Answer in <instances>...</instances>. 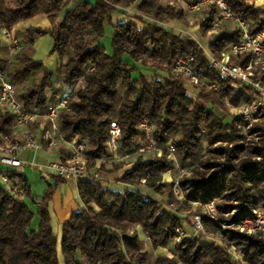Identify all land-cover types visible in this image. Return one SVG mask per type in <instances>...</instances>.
Returning <instances> with one entry per match:
<instances>
[{
	"label": "trees",
	"instance_id": "trees-1",
	"mask_svg": "<svg viewBox=\"0 0 264 264\" xmlns=\"http://www.w3.org/2000/svg\"><path fill=\"white\" fill-rule=\"evenodd\" d=\"M255 1L227 0L241 19L252 22V32L264 29V10L255 9ZM129 7L136 10L132 18L113 22L115 14ZM202 10L200 29L206 36L217 8ZM62 13L52 30L28 32L27 45L21 41L14 60L6 56L7 49L0 41V70L13 82L27 108L44 112L59 98L69 99V108L58 113L61 135L66 142L76 136L84 140L89 167H97L105 176L125 162L113 159L108 152L111 121L121 128L118 151L122 157L127 155L133 166L118 177L123 190L88 179L77 181L82 206L62 223L60 235L53 230L49 212L55 188H48L42 200L35 201L25 174L10 169L8 183L0 184V264H148L138 228L153 250L169 248L176 255L175 259L158 255L155 264H264L261 234L221 231L227 244L240 250L241 263L212 242L184 237L174 243L175 229L182 219L162 210L153 197L155 193L174 196L172 187L164 192L158 183L169 170L178 173L179 166L188 163L178 179L186 200L213 201L220 211L216 221L203 219L207 231L218 233L221 223L264 210V108L257 114V123L243 133L237 127L243 121L240 116L226 121L189 97L181 76L172 73L171 64L180 56L193 57L194 67L219 86L218 91L197 88V98L213 105L224 106V98L234 105L251 102V87L245 85L238 93L230 80L217 79L196 40L179 36L159 23L189 24L184 10L170 0H0V29L9 30L36 18L53 24ZM106 26H111V54L101 43ZM222 28L214 32L209 44L216 58L239 37L236 27ZM44 34L50 35L51 52L58 55L57 89L53 73L34 59L35 37ZM126 55L149 73L134 76L135 66L125 60ZM232 60L245 64L246 56L239 54ZM31 74L39 79L27 85ZM47 88L51 89L49 94ZM142 123L150 124L151 130L144 131ZM14 126V115L0 106V147ZM152 141L161 152L146 149ZM170 145L174 146L177 165L170 158ZM25 198L38 204L35 229L30 228L34 212ZM230 213L233 217L228 219L226 214Z\"/></svg>",
	"mask_w": 264,
	"mask_h": 264
},
{
	"label": "built area",
	"instance_id": "built-area-1",
	"mask_svg": "<svg viewBox=\"0 0 264 264\" xmlns=\"http://www.w3.org/2000/svg\"><path fill=\"white\" fill-rule=\"evenodd\" d=\"M184 5L188 11H194L200 8L213 6L217 8V13L210 24V31H218L226 22L231 21L239 30V37L235 43L230 44L222 53L221 58H216L209 48L203 45L207 59L208 67L215 72L217 79L230 80L231 85L237 88V92L243 91L245 85H249L253 92V100L244 102L238 106V116L245 121H250L254 116L264 108V29L252 32V22L241 19L232 11L227 0H197L188 2L186 0H175ZM150 22H155L150 19ZM160 23V22H159ZM169 29H178L176 26L162 24ZM184 31V29H178ZM5 40L9 43L11 51H18L21 48V40L13 34L12 29H3ZM246 56L245 64L235 63L232 58L237 55ZM172 73L181 76L186 87V94L194 98L193 88L199 86L210 87L216 91L219 86L216 82H210L204 72L194 67L193 57H178L171 64ZM69 99L67 97L59 98L55 103L48 104L44 112H39L27 108L23 100L18 96L13 82L7 77L6 73L0 70V106L8 109L15 117L14 132H19L15 139L11 135L4 137V145L0 147V164L7 167L0 174L2 183H8L7 172L12 168H17L25 164L18 157L21 150L38 148H58V143H64L67 149L66 154L56 160L48 161L45 164L38 165L41 171H53L58 177L64 180L79 181L88 179L96 182H103L100 172L97 168L89 167L84 153L85 142L82 138L76 136L71 141H64L61 135V129L58 122V113L60 110L69 108ZM141 128L149 132L152 126L148 123H142ZM121 135V128L116 121H111L109 125L108 152L118 150V140ZM149 150L161 152L152 141L147 145ZM168 151L173 153L174 146L170 145ZM106 161V160H105ZM31 165L34 162H29ZM174 185H179L178 181ZM13 190H17L14 187ZM178 193V189H175ZM251 224L252 229L264 230V215L256 214L252 217L243 219ZM241 221L244 223V221ZM195 229H201L200 217H196ZM185 231L182 228L176 229L175 241L179 242Z\"/></svg>",
	"mask_w": 264,
	"mask_h": 264
},
{
	"label": "rangeland",
	"instance_id": "rangeland-1",
	"mask_svg": "<svg viewBox=\"0 0 264 264\" xmlns=\"http://www.w3.org/2000/svg\"><path fill=\"white\" fill-rule=\"evenodd\" d=\"M170 2H171V4L177 5L184 10L189 24H185L181 21L160 22V24L180 26V28L185 29V30L188 27H194L196 25H199L198 30L200 33H198V36L201 37L202 34H201V29H200V21L204 17L202 8L194 10V11H188L184 5H181L180 3H178L175 0H170ZM261 4L263 5V8H262V6H260ZM253 7L255 9H258V10H264V0H256L253 3ZM127 9H129L131 12H133V14L128 16V18L129 17L132 18V16L136 12L135 8L129 7ZM66 10H67V8H65L63 10V12H65ZM41 20L42 19L38 20V18H36V19L30 20V22L34 26V24H36V22L40 23ZM132 20H134V19H132ZM113 22H114V18H113ZM138 24L141 25V23L139 21H138ZM224 27H226V29H228V28L231 29V28H235L236 25L233 22L228 21L223 25V28ZM23 28H24V30L20 31V32L22 34H25L27 32V34H28V29H25V27H23ZM180 28H178V29H180ZM170 30L172 32L178 31L176 29H170ZM182 34H183V32H182ZM177 35H179V34H177ZM185 35L187 37H190V38L196 40L198 44L201 42L200 43L201 45L204 44L203 46H207L205 44V42L203 43L202 42L203 40L200 39L199 37H198L199 40H197L196 39L197 37H194L195 35H193V33L191 31H189L188 33H185ZM179 36H181V35H179ZM186 36H183V37H186ZM202 36L208 37V39H210L211 37L212 38L214 37V32L209 31V33L206 36H204V35H202ZM0 41L2 42V44L5 42V37L3 35V29H0ZM101 43L104 46L106 52L111 54L112 53L111 26H106L105 34H104V37H103ZM52 44H53L52 39H51L49 34L36 36L35 40H34V45H33L34 59L41 61L44 65V67L48 71H51L53 73L52 82H53L54 86L56 88H58L60 86V81H59V78L57 76L58 55L54 52H51ZM18 51H20V50H18ZM11 52L12 51H10V53ZM16 52L13 51V53L11 55L12 60H14ZM124 58L126 61L130 62L132 65L135 66V70L133 72L134 76H138L141 72L149 73L148 68L142 67L141 65H135L129 56L126 55ZM38 79H39V77L37 75L31 74L30 77L28 78V80L25 82V84L32 85ZM233 87H235V86H233ZM197 88L196 89L189 88V89H192V92L194 94V99L198 100L201 105L205 106L209 110H212L213 112H215L220 117H224L226 121H232L233 122L236 119V117L238 116V112H239L237 109L239 105H234L227 98H224V100H225L224 106H219V105H215V104L213 105L209 102L202 101V100L197 98V94H198ZM235 90L237 91V88H235ZM257 114L250 121H245L241 117V119L243 121L240 124V126L237 125L238 129H240L241 132L246 133L248 126L253 127L257 123L256 122ZM11 136L13 139H15L17 137L15 135V133H12ZM64 145H65L64 143H58V147H60V148L63 147ZM218 145L225 146L226 144H218ZM206 148H207V144L205 143L204 144V151ZM146 149H148L147 145H146ZM151 151H153V150H151ZM153 152L155 153L157 151H153ZM157 153H159V152H157ZM112 158L117 160V161L119 159H124L125 162H124V164H122V166L120 168H118L117 170H115L111 173L106 174L105 176L101 175V173H100L101 178L104 181L109 179L110 176H113V174L115 175L116 173L122 172L125 167H127L128 165L131 164L129 162V159L127 158V155H126V157L125 156L122 157L121 152L118 150L116 152H114V154H112ZM170 158H172L174 160V162H176V165H177V161H176V157L174 155V152L170 153ZM106 162H107V160L105 161V163ZM189 166H190V164H188V163L186 164V167L182 168L179 166L178 173H175L173 170L172 171L169 170L166 174H164L163 179L158 183V185L161 186V189L164 192L168 191L170 189V187H172L174 196L169 198L165 194L162 195L160 193H155V194H153V197L159 202L160 208L162 210L168 211V212H173V213L177 214L182 219L181 224L178 227L182 228L185 231V234L182 236L181 240L184 237H190L192 239H201L202 241L212 242L216 246L220 247L222 249V251L224 253L228 254L236 263H241L243 258H242V254H241L240 250L237 249L233 245L227 244V242L224 239V235L221 234V231L227 230V231H238V232L245 233V234H261L262 237L264 238V230L252 229L251 224L246 223L243 220L244 218H241V219L235 220V221L230 222V223L229 222L221 223L220 224V230H218V233H217V231L216 232L215 231L214 232L207 231L204 227L203 219L207 218L211 221H216L218 219V217L220 216V211L217 208L216 203L213 201H211L209 203L189 202L188 200H186V198L184 196L185 194H183L179 185H177V186L174 185V182L178 181L180 175L183 174L185 172V170L188 169ZM93 168H97V167H93ZM117 180H118V178L115 179V185L118 188H120L121 190H123L124 186L116 183V182H118ZM49 183L52 185V187L49 185ZM49 183L47 180L45 181V188H44L45 191L50 187L54 188L53 182H49ZM108 187H109V185H108ZM176 188L179 191L178 193L175 192ZM143 189L146 191L145 188H143ZM45 191H43V194H41V195L35 193V195H34L35 201H41L44 194H45ZM26 200L33 207H35L37 205V203H35L33 200H31L29 198H26ZM256 214H260L263 216L264 210L263 209L255 210L254 215H256ZM196 217H200V221H201L202 227L199 230H196L194 227ZM226 217L228 219L229 218L231 219L233 217V214L232 213L226 214ZM242 220L244 221V223L241 222ZM34 221H35V218L31 222V225L33 224V227L35 225ZM31 225H30V228H31ZM176 229H175V233H176ZM138 235H139V239L144 243V246H145L144 249L148 252L149 259H150V262L148 264H155L156 258L158 255L170 256L173 259L176 258V255L169 248H162L161 247V248H158L156 250H153L151 245H150V242L147 240V238L145 237V234L143 233V231L140 228H138ZM174 243H178L175 241V238H174Z\"/></svg>",
	"mask_w": 264,
	"mask_h": 264
},
{
	"label": "crops",
	"instance_id": "crops-1",
	"mask_svg": "<svg viewBox=\"0 0 264 264\" xmlns=\"http://www.w3.org/2000/svg\"><path fill=\"white\" fill-rule=\"evenodd\" d=\"M260 2V1H259ZM260 6L263 5L261 4ZM133 14L129 9H126L124 13H117L113 16L114 22H123L128 20V16ZM63 13L58 17V19L52 24L49 20L43 18L40 23L33 24L30 21H23L17 24L15 27L12 28L13 34L17 38H19L24 45H27V40L29 39L27 32L25 34H22L20 31H23L25 29H28V32L31 34L35 33L36 31H50L52 30L62 19ZM141 25L138 24L139 28H142L143 24L140 22ZM177 28H180V26H176ZM199 25H196L194 27H188L186 30L184 29L183 34L182 31L178 30L175 31V34H179L181 36H186L185 33H188L191 31L194 37H198L202 39L203 43L207 46H204L205 48H209L210 42L213 40L211 37L208 39V37H203L201 35L198 36L199 30ZM182 29V28H181ZM25 35V36H24ZM200 42V41H199ZM201 43V42H200ZM3 45L6 47V56L11 57V53L9 51V43L5 40ZM204 45V44H203ZM58 83V82H57ZM55 89H57L54 86ZM51 92L50 88L46 89V93L49 94ZM16 136H19V132L16 133ZM67 149L66 146L64 145L63 147H58V148H38V149H29V150H21L18 152V157L21 158L23 161H25V164H23L20 167L17 168H12L11 170H14L16 172H20L25 174V176L28 178L32 194L35 195L37 194H43L44 188H45V181L47 180L49 182H53V187L55 188L51 200L49 201V212H50V218H51V224L53 227V230L56 234L60 235L61 233V225L62 223L68 219L71 214L75 211H78L82 204L78 195V190H77V181L74 180H63L61 182H58L56 179V174L53 171L50 170H45L41 171L38 168V165H42L47 163L48 161L51 160H56L66 154ZM114 154V152H112ZM29 162H34V164H30ZM133 165L130 164L127 167L123 169L122 172L116 173L113 176H110L109 179L101 182V184L104 187H109L115 189L117 186L115 185V179L121 176L123 173L131 169ZM5 170H8L7 167L3 166L0 164V174L4 172ZM117 183V182H116ZM0 184H4L0 180ZM119 184V183H118ZM49 185L52 187V185L49 183ZM26 200V198H25ZM26 202L29 204L30 208L34 212V218H35V225L33 227V224L31 225L32 229H35L38 227L39 224V216L37 214L38 210V204L33 207L27 200ZM35 209V210H34ZM33 218V219H34ZM33 221V220H32Z\"/></svg>",
	"mask_w": 264,
	"mask_h": 264
}]
</instances>
